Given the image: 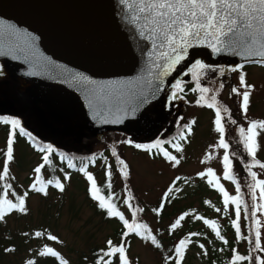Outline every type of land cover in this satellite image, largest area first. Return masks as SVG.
I'll return each mask as SVG.
<instances>
[{
	"label": "rangeland",
	"instance_id": "1",
	"mask_svg": "<svg viewBox=\"0 0 264 264\" xmlns=\"http://www.w3.org/2000/svg\"><path fill=\"white\" fill-rule=\"evenodd\" d=\"M0 66L4 67V72L0 73V97L9 100L3 117L19 120L32 126L35 132L49 144L61 146L67 149L82 151H93L104 149L106 159L97 162L87 171L91 172L96 182H100L105 177L106 172H111L110 179L115 186H119L126 179L130 184L133 194L144 207V216L157 226L156 214L152 211L159 199L165 197V193H172L169 196L168 209L171 203L175 205V211L170 217L162 219L163 224H167L174 217L189 213L207 219V213L218 218L216 209L220 207L219 196L222 193L207 181L209 178L218 177L220 184L230 194L231 186L223 180V148L218 147L219 136L215 130V114L210 108L196 104L193 93H187L180 97V104L176 105L173 117L165 119V123L182 122L188 119L195 121L192 133L181 143L182 151L171 149V154L180 159V164L173 166V162L166 157H153L143 148H136V143L143 144L144 141L155 136V132L164 135L169 126L167 124L158 129L160 124L148 133L138 135H126L120 132L103 133L98 136L87 137L82 131L76 134V128L83 124L82 111L71 109L66 114L60 116H50L45 113L40 117L36 113L38 103L28 97L24 90V80L16 77L12 70L5 68V62L0 61ZM234 67V66H232ZM245 74L246 83L253 87L250 91V103L248 112L245 115L240 107L242 97L233 94L231 89L237 87L242 92L245 90L239 83L240 72ZM228 79L225 80L223 88L220 85L223 81L217 77L214 69L203 73L205 81L213 85L214 90H219L218 98L225 102L236 116L238 122L242 123L247 129L252 120L264 121V65L256 63H245L243 68L236 72L228 71ZM223 76V75H222ZM231 82V85H230ZM173 125V124H172ZM172 127V126H171ZM11 125L0 121V173L2 171L7 150V140ZM157 132V133H158ZM260 134L258 153L264 158V131ZM156 133V134H157ZM157 136V135H156ZM13 156L14 159L8 163L10 172L9 180L13 187L24 196L25 212H13L7 219L0 224V239L11 246L12 251H1L0 264H23L28 262L32 255H39L45 245L51 247L55 252L66 256L70 264H76L83 253L88 254L92 246L103 245L107 238L114 237V229L117 223L104 220L102 215L96 213L94 207L86 197L85 187L88 181L85 174L71 172L65 180V174L58 172V179L64 184V191L57 188H48L46 195L34 192L31 185L37 182L38 174L34 169L40 164L41 157L37 151L31 149L28 142L17 136L14 138ZM131 140L133 143H124ZM115 147L117 155L127 165L128 176L123 177L119 172V163L112 155V148ZM211 157V158H208ZM212 168L215 172L214 177H199L197 173L206 172ZM257 179H264V169H257ZM43 179L48 177L47 171H42ZM181 177L179 185H173L176 178ZM56 182V181H53ZM50 186V185H48ZM173 190L169 192V187ZM178 189V190H177ZM255 205L264 204L260 199V190L257 188ZM175 196V197H173ZM11 199V196L8 197ZM206 201L208 203H206ZM170 204V205H169ZM229 205V204H228ZM121 212L128 216L126 208ZM230 210H228V213ZM185 216L183 221L188 218ZM211 217V216H210ZM257 221L256 231L261 232V243L264 247V208H259L256 212ZM198 229L204 227L203 219H198ZM208 220H214L208 218ZM181 221L182 223H184ZM196 229V228H194ZM205 231L207 227L203 228ZM41 232L44 235L36 237L34 233ZM195 233V232H192ZM29 235V236H27ZM49 235H54L58 239L52 241ZM225 237L223 233H221ZM205 236H191L190 243L182 251L179 259L180 264H212L210 253H207L208 240ZM214 245L215 242L211 240ZM203 244L201 249L199 245ZM129 254L131 261L135 264H160L159 254L153 247L142 239L134 238L129 243ZM262 259L264 253L260 252ZM209 261V262H208ZM215 261V260H214Z\"/></svg>",
	"mask_w": 264,
	"mask_h": 264
},
{
	"label": "water",
	"instance_id": "2",
	"mask_svg": "<svg viewBox=\"0 0 264 264\" xmlns=\"http://www.w3.org/2000/svg\"><path fill=\"white\" fill-rule=\"evenodd\" d=\"M0 52L5 53L0 55L5 68L26 82L24 90L31 99L42 101L44 93L36 94V88L45 87L52 91L49 100L54 103L58 93L80 102L79 107L73 104L55 114L45 110L41 114L37 106L38 116L57 117L71 109L81 110L84 122L75 132L90 135L121 131L136 136L157 128L159 123L147 127L152 114L151 118L143 116L142 110L153 105L162 120L172 113L176 101L169 96L174 81L188 80V67L196 59L225 69L261 59L215 54L207 46H196L163 77L156 91L153 63L158 53L150 41L140 37L121 0H0ZM29 80L33 88L26 87ZM141 95L149 101L132 113L129 109ZM8 102L0 97V109H6ZM25 127L35 132L31 125Z\"/></svg>",
	"mask_w": 264,
	"mask_h": 264
},
{
	"label": "snow or ice",
	"instance_id": "3",
	"mask_svg": "<svg viewBox=\"0 0 264 264\" xmlns=\"http://www.w3.org/2000/svg\"><path fill=\"white\" fill-rule=\"evenodd\" d=\"M121 3L125 6L127 11V18L138 27L139 35L141 38L151 42V46L158 53V61L153 63V68L157 70L154 77L155 81H158L156 85V91H159L160 87L163 85V77L171 74L172 71L176 69L186 58L189 57V50L196 46H207L215 54L220 53H232L238 56L244 57L246 60L250 57H259L261 59H255L250 62L264 65V0H121ZM5 53L0 52V55ZM153 53L149 52V56ZM211 65L205 64L203 61L196 59L192 66L188 69V72L193 74V78L196 80V87L192 89L193 92L199 91L200 98L196 101L197 104H201L202 101H205V95L211 90L206 86H201L200 84V74L195 72L194 69H199L200 72H203L205 69H211ZM242 64H237L232 67L231 71L236 72L239 69H242ZM221 75L224 74L225 69L219 68ZM85 79H87L85 77ZM151 83V81L149 82ZM239 83L241 87L245 90L242 92L237 87H233L231 92L242 97L241 109L242 112L246 115L248 112V106L250 103V91L253 86L246 83L245 74L241 71L239 75ZM182 81L176 80L173 85V91L171 92L169 99L175 100L180 98L178 93L183 91ZM223 88V84L220 85ZM211 102L207 103L208 108L215 109V130L220 133V140L218 147L223 149H228L229 144L224 139L225 127L222 123L221 108L217 106L216 95L213 94L210 97ZM149 97L146 95H141L138 99L137 104L130 107V111L135 113L139 107L148 103ZM224 112H228L227 107H224ZM0 121L4 124L11 125V130L9 132L7 140V150H6V159L4 162L3 172L0 173V180L8 175V163L14 159L13 156V143L14 138L18 134L20 136H27L30 140L34 141L32 134L27 132L25 128L20 125V121L14 118L9 117H0ZM116 122H119L117 120ZM195 121H192L194 123ZM232 124H236L235 120H231ZM184 128L190 131V124L184 125ZM259 130V131H258ZM260 131H264V121L252 120L249 122L247 129L244 127H239V135L243 141V147L248 154L252 157L251 164H245V170L249 173L253 183L249 184L248 187L252 192L253 201L256 200V189L260 190V199L264 200V179H257V172L252 171L254 165H259L261 169H264V163L256 159L257 152V140L256 137L260 134ZM124 143H133L131 140H126ZM168 143H171L168 141ZM161 142L157 140L154 144H139L136 143L134 146L136 148H143L150 150L152 148L160 149ZM177 151H182V148L179 144L172 145ZM40 152L45 153L43 156L44 163L38 165L34 171L39 174L41 169L45 167L46 164L51 165L49 160L48 153H52L53 147L51 144H47L44 147L38 149ZM163 155L173 162V166L180 164V159L177 156L172 155L167 150H162ZM112 155L116 157L118 163L123 167L120 169V172L124 177L128 176L127 168L128 165L120 159L117 155L115 147L112 148ZM231 155L235 157L237 154L232 152ZM63 154H61V159H63ZM211 158V157H208ZM89 161H93L94 157L87 158ZM69 167H75L69 161ZM223 167H224V179L232 180L235 182V178L232 172V160L230 159L229 153L225 151L223 155ZM87 165L82 164L79 168V171L84 173L88 181H90V194L94 200H97L98 207L105 209L109 217H118L120 221L123 222V226L126 231L122 232V240L119 245H114L112 240L107 241L108 248L107 250L101 249L100 251L103 255L99 256L97 259V264H112L110 259H105V257L116 256L119 259V264H129L128 257L126 255V240L124 238L128 237L129 234H136L141 236L143 239L151 242L152 245L156 247H161L157 237L152 235L151 229L148 228L146 224L136 223L135 217L137 212H143V208H133L129 202L132 197L129 196L125 200L128 208L132 211V221L130 222L125 218V215L119 211L115 204L111 201L99 195L101 189L97 187L96 180L93 177L91 172L86 171ZM106 175L110 178L111 172H106ZM197 175L201 178L205 176L214 177L215 172L212 168H208L206 172H199ZM65 180L68 179V176L65 175ZM182 179L177 177L176 180ZM37 182L41 184L40 187H37V183L34 182L31 185V188L37 192L47 194V186L53 184L51 179L46 182L42 181L40 177H37ZM210 185L218 188V190L223 193L224 196V205L227 207L229 202L236 205L235 215L236 219L232 221L233 226L235 227L238 239L240 237V224L239 219L241 216L240 204L242 203L240 193V184L236 183V192L237 195L230 196L229 193L225 190L224 186L220 184L219 178L217 177L215 181L209 178L207 181ZM176 181H173L175 185ZM55 187L60 191H64V184L60 182L59 179L55 182ZM108 188H111V183L107 185ZM11 185H7L3 191V195L0 196V221L5 219L6 213H11L14 210L19 212H25V200L24 196H27L28 193L25 192L24 196L18 197V202H14L13 199H9V191ZM173 188L169 187V192ZM178 190V189H177ZM165 197L168 196L166 192ZM206 203H208L206 201ZM164 203L162 202L158 208L153 209L152 211L159 214L163 209ZM259 208H264V204L253 205V210L251 211V216H256L257 210ZM217 212H220L221 209L217 208ZM189 213H184L181 215L174 223L171 224V229H176L180 226L181 221L188 216ZM248 216V206L245 205V218ZM196 219H204L203 217L197 216ZM204 223L209 225L214 231L216 236L224 241L225 244L228 241L225 239L219 230L217 222L215 220H204ZM259 223V221H257ZM36 237L44 235L41 232L34 233ZM190 236L199 235L198 233H191ZM48 239L56 241L58 238L54 235H49ZM243 239H248L247 236ZM190 243L187 239L180 240L179 244L175 248L176 254L179 256L182 254L183 249L186 245ZM201 249L204 248V245H199ZM5 251H12V249H5ZM259 251L264 253V247L261 243V232L256 231L255 240H254V249L252 252ZM252 252L249 255H240L233 249V257L231 264H238L239 261H249L250 264H264V259L259 255H252ZM40 255H51L59 256V253L55 252L51 247L45 245L43 251ZM166 259L171 260L172 257H166ZM62 264H68L67 260H63L61 257ZM27 264H34L33 261H28ZM175 264H180L179 260L175 261Z\"/></svg>",
	"mask_w": 264,
	"mask_h": 264
},
{
	"label": "trees",
	"instance_id": "4",
	"mask_svg": "<svg viewBox=\"0 0 264 264\" xmlns=\"http://www.w3.org/2000/svg\"><path fill=\"white\" fill-rule=\"evenodd\" d=\"M192 64L189 66V68L192 66ZM207 65H211L212 66L211 69H214L215 71H217V77L220 79L221 78L228 79L227 71L229 69H232L231 67L228 70H225L222 76L219 72V68H224L223 65H214V64H207ZM211 69H205L203 70V72H200L199 69H194L195 72L200 74L199 82L201 86H206L211 90L209 93L205 95V101H202L200 105L207 107L206 106L207 103L211 102L210 100L211 95L215 94L217 98V106L221 108V115L223 117L222 123L224 124V127H225L224 139L229 144L228 149L222 150V158H223L225 151H227L229 153L230 159L232 160V172L235 178V182L232 180L224 179L223 175L222 177H223V180L226 183H228L232 188V191L229 194L230 196L237 195L236 183L238 182L240 184L239 196L241 197L242 203L240 204L241 216L239 219V224L241 228V232H240L241 238L238 239L235 227L232 224V221L236 219V215H235L236 205L229 202V205L225 207L223 203L224 201L223 193L221 196H219L221 211L218 214L219 215L218 218L214 217L213 215H209L208 213H207V217L214 219L217 222L220 232L225 235V239L228 241L227 244H225L224 241L220 240L216 236L215 231L211 227H209V225L204 223V227L208 228L207 231L203 229L204 227H201L200 229H198L197 226L199 224V220L196 219L193 215L188 216V218H186L184 221L182 220L184 223L181 222L180 226H178L176 229H171L170 228L171 224L174 223L180 216L172 218L170 221H168L167 224L162 223L163 218L170 217V214L173 211H175V205L173 202L171 203L170 209H168V202L166 203V201L169 196H172V193H168L167 197H163L162 199H159L156 203V206L158 207L160 206L162 202L164 203V207L160 211L159 214L154 212V214H156V221H157L158 227H155L151 223V221L148 220L144 216V211L137 212L136 217H135L136 223L146 224L148 228L151 229L152 235H155L157 237V240L159 244L161 245V247L158 248L155 245H152L150 241L143 239L139 235L129 234L128 237L124 238L126 240L125 248H126V255L128 257L129 264H135L131 261L130 254H129V247H130L129 243L134 238L142 239L145 242H148L153 247V249L158 252L160 264H175V261L179 260L182 255L181 254L178 256L176 254L175 252L176 246L179 244L180 240L182 239L190 240L191 236L189 234H191L192 232L198 233L201 236H205V234L208 235L207 237H203V239L205 241L208 240V243L206 242V245H207L206 250H207V253H210L212 255L210 257L212 264H231L232 257L234 255L233 249H235L236 252H238L240 255H245V256L249 255V253L252 252V250L254 249L257 217L251 216V211L253 210V205H255V202L252 199L251 189L248 187V185L252 184L253 181L249 173L245 170V164H251L252 157L248 156V154L246 153L243 147L242 138L239 135V127H243L242 123L238 122V120L236 119V116L233 115L231 109L227 106V104L225 102L220 101L218 98L217 91L221 87L218 90H214L213 85L207 83L205 81V77H203V73ZM188 73H189L190 79L187 81L181 80L182 81L181 86L183 88V91L178 93V95L179 97H183L187 93H190V94L193 93L195 95L194 101L196 103V101L200 98V93L199 91H196V92L192 91V89L196 87V80L193 78L192 73L190 72ZM221 80L223 81V85H224L225 80L223 79ZM230 85H231V82H230ZM224 107H227L228 112L223 111ZM210 109L215 114V109L213 108H210ZM231 120H235L237 123L232 124ZM192 121L194 120L188 119V120L178 122V123L169 122L168 123L169 128L164 135L158 132L157 134H155V136L143 142L144 145H148V144H154L157 140H159L161 142L160 149L152 148L150 150H146V149L144 150L148 151L151 156L156 157V156H160V154H163L162 150H167L168 152H170L171 149H175L172 146L173 144L181 145V143L184 140H186L187 137L192 133L193 125L195 123V122L192 123ZM189 124H190V131L184 128V125H189ZM106 133H116V132H106ZM120 133L130 136L129 133H124V132H120ZM261 133L262 132H260V134ZM217 134L220 138V133L217 132ZM260 134L256 137L257 143L260 141L259 140ZM25 137H26L28 144L35 151H38L40 153V156H41L40 164L44 163L43 156L45 155V153L40 152L38 149L41 147H44L48 143L35 133L32 134V137H34V141L30 140L27 136ZM168 141H170L171 143H168ZM52 147L54 151L52 153H48L49 160L52 162L51 165L46 164L45 167L42 168L41 172L38 174L40 179L44 182H46L49 179H51L52 181H56L58 179V176H57L58 172L64 173L67 176L69 173L74 172V171H77L80 174H83L82 172L79 171V168L81 167L82 164L87 165L86 170H88L89 168H92L94 165H96L97 162L99 161L103 162L106 159V152L104 149H98V150H93L89 152L87 151L79 152L76 150L67 149L61 146H57V145H52ZM232 152H235L237 155L233 157L231 155ZM61 154H63V157H64L63 159H61ZM89 157H94V160L89 161L87 159ZM256 159L264 163V158L259 155L258 148L256 152ZM69 161H71V163L75 165V167H69ZM122 167H123L122 165H119V172ZM258 168H259V165H254L252 167V171L257 172ZM43 170L47 171L48 177L46 179H43V175H42ZM2 172H3V168H2L1 173ZM120 174L122 175L121 172ZM9 175H10V172L8 170V175L4 177L2 180H0V196L3 195V191L5 187L7 185H11V188L8 189L11 199H13L14 202H18V197H20L21 194L13 187L12 185L13 183L9 180ZM109 182L111 183V188L107 187ZM180 183L181 181L177 180L175 184L179 185ZM96 184H97V187L101 189L99 195L108 198L111 201V203L116 205L119 211H121L122 208H126V210L128 211V216H125V218L128 219L130 222L133 219L132 211L131 209L128 208L127 204H125V200L128 199L129 196L132 197V199L129 202L131 203L133 208H143L144 209V207L140 205L139 201L133 194L132 188L126 179H124L123 183H120L119 186H115L114 182L109 177H105L100 182L98 183L96 182ZM40 186L41 184L38 182L37 187H40ZM48 188H56V187L50 185V186H47V189ZM33 191L37 192L35 190ZM85 192H86L87 199L90 201V204L94 207L96 213L101 214L104 220L114 221L117 223V226L113 232L114 233L113 238L110 235V237L107 238V240L104 242L103 245L101 244L97 246H92L89 250L90 252L88 254L83 253L81 256H83L84 258L79 257V261L76 263V264H97L98 257L103 255V253L100 250L101 249L107 250L108 248L107 241L110 239L113 241L114 245H119L122 240V232L126 231V229L123 226V222L120 221L118 217H109L105 209H101L98 207L99 202L97 200H94L92 195L90 194V184H88V186L85 187ZM40 194L45 195L44 193H40ZM245 205L248 206L247 218H245ZM158 207H154L153 209L158 208ZM228 210H230L229 213H228ZM13 212L19 213L18 210H14ZM13 212L11 213L13 214ZM11 213H6L5 219L0 221V224L4 222L7 219V216L10 215ZM208 218L206 220H208ZM204 220L205 219H203L202 222H204ZM245 236H247L248 239H243V237ZM211 240L215 242L214 245L211 243ZM11 246H13V244L7 245L4 242V240L0 239L1 251H4L5 249H11ZM252 255L261 256L259 251L252 252ZM169 256L172 257L171 260L166 259V257H169ZM61 257L63 258V260H67L68 264H70L68 258L66 256H63L62 254H59L58 257L51 256V255H40V254L35 255V256L32 255L29 261H33L34 264H62ZM105 259H110L112 264H119V259L116 256L105 257ZM23 264H27V262ZM238 264H250V262L249 261H239Z\"/></svg>",
	"mask_w": 264,
	"mask_h": 264
},
{
	"label": "flooded vegetation",
	"instance_id": "5",
	"mask_svg": "<svg viewBox=\"0 0 264 264\" xmlns=\"http://www.w3.org/2000/svg\"><path fill=\"white\" fill-rule=\"evenodd\" d=\"M0 72L3 73L4 72V67L3 66H0ZM32 81L29 80V82L27 83L26 87L27 86H30L31 88H33L32 86ZM44 93V95H42L40 97V99L42 101H37L35 98V101L38 102V107L39 109L41 110V114L42 112L45 110V111H48V112H53L54 114L57 113V111L59 112V110L61 111L63 108L65 109H68L69 106L73 105V104H76L77 107H79L80 105V102L78 100V98L76 97H71L70 95H64L63 93H58L56 94V98H58V101L56 103L52 102L49 100V96L52 95V91L48 88H45V87H39V88H36V94H42ZM55 95V94H54ZM65 96V98H64ZM153 106V105H152ZM152 106H149L147 107L146 109L144 108L142 110V115L144 116L145 114H149L150 115V118H151V114H153L154 110ZM4 113V110H1L0 109V115ZM155 113V112H154ZM158 118V115L155 113V115L153 116V118H151V122L148 123V126L147 127H152L154 125V120ZM144 120V117L143 119ZM86 136L90 137L91 135L90 134H85Z\"/></svg>",
	"mask_w": 264,
	"mask_h": 264
}]
</instances>
